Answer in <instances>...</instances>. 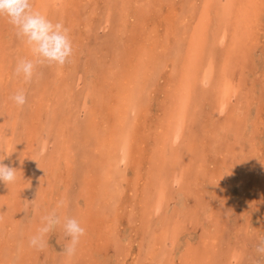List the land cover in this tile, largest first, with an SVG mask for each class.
I'll use <instances>...</instances> for the list:
<instances>
[{"label":"rangeland","instance_id":"374dc122","mask_svg":"<svg viewBox=\"0 0 264 264\" xmlns=\"http://www.w3.org/2000/svg\"><path fill=\"white\" fill-rule=\"evenodd\" d=\"M145 1L149 2L147 7L150 9L141 13V16L136 15L137 18L131 16L129 21H125L128 12H122L125 0H114V7L108 11L106 0L47 1L49 10H44V15L54 23L63 22L69 29L74 51L70 62L64 66H38L37 72L40 75L30 83L14 75L18 58H32L30 50L17 37L7 17L0 16V123L18 122V126L7 128L3 135L9 137L17 131L19 135L15 142H26L34 158L35 152L42 147L40 140L44 137V134H40V122L42 117L47 114L50 116L51 109L54 112L52 116L56 112L68 116L67 125L59 121L60 115L55 124L59 125L57 131L60 136L63 135L61 139H65L68 147H71V150L59 154L61 147L53 148L55 144H51L45 153L40 154L39 159L45 160L46 164L45 168L41 167L38 185L44 188L45 196H41V193L32 198L25 195L16 202L8 201V204L2 205L14 217L11 221L1 214L5 216L6 224H0V264H13V257L20 253L29 257L20 264L64 262L66 257L62 251L67 238L63 237L60 229L49 234L48 246L44 250L30 247L26 240L40 227L41 217L56 205L57 200H61L60 195L66 194V189L57 187L59 182V185H71L74 194L69 197L70 205L66 202L69 208L67 216L78 220L81 218L79 221L86 229L77 248L78 257L83 256L84 260L76 261L75 264H135L134 257L124 263L121 261L123 256L120 247L110 236L116 231L122 239L131 235L133 250H141L140 240L146 241L145 237L150 235L143 226L140 209H130L137 203L135 194L140 199H147L143 191L147 192L145 194L152 192L153 184L163 169L168 168L169 174L172 172V165H164L161 160L154 163V153L160 152L156 145L161 129L165 133L169 130L166 122L161 121L162 111L166 108L168 118H172L171 114L174 115L177 110L174 106L170 109L161 104L165 96L164 84L171 80L177 86L174 81L178 73L169 66L170 62L166 58L163 37L165 23L169 19L165 17L169 14L171 18L173 7L184 10L180 0ZM196 1L197 8L202 10L205 0ZM228 1L214 0L210 4L207 24L216 27L217 21H221V16L228 12L224 11ZM233 1L232 12L235 16V9L241 11L244 3L249 5L253 0ZM254 6L257 13L256 16L252 13V21L244 27L246 31L243 33L245 41L242 50L234 55L224 48L225 44L218 46L217 40L210 42V45L207 43L218 71L217 81L221 78L219 83L223 84L227 79L226 83L232 88L229 92L228 113L219 111L220 99H214L216 87H211L210 91L202 89L206 85L199 79L195 92L191 94L186 121L187 132L191 134L193 129L195 134L193 138L189 136L191 140L184 138L179 145L174 141L169 142L181 156L179 167L176 165V168L184 172V180L176 188L177 191L169 186L170 191L165 193L169 203L166 216L170 217L171 225L180 228L179 242L177 245L169 242V251L174 250L178 258L185 251L187 243L190 250L196 248L202 251L201 257L194 258L190 264H253L256 258L255 246L264 237V0H257ZM129 12L134 13L133 7ZM96 13H99L98 16ZM104 14L111 18L106 28L102 26L105 21H99ZM90 22L94 25L88 31ZM194 29L192 24V36ZM152 39L156 43L151 44L154 49L149 52L147 65L144 66L135 56L142 46L135 44L149 45ZM205 53L203 57L210 58ZM153 70L159 73L156 78H153ZM146 82L150 86L148 91L151 97L143 96L140 99L142 107L137 115L139 123L132 135V160L127 165L121 164L124 174L122 183L125 186L119 189L120 196H116V204L108 208L115 212L99 213L101 203L96 202L97 196L92 189L102 179V160L112 141L110 134L114 127L111 126L115 120L113 114L116 115L117 104L123 99L120 87L123 83L127 84L126 96L129 98L133 93L139 95V86ZM21 89L25 90L27 102L19 107L12 96ZM86 98L94 108L89 116L91 133L85 136L77 133L73 136L69 127L74 122L71 117L77 111L71 105L77 100L85 102ZM105 100L106 105H102ZM65 102L69 105H65ZM42 110L44 116L40 117ZM84 122L82 120L80 123L81 129ZM159 124L163 126L159 127ZM195 146L199 151L193 153L191 149H195ZM67 155L69 158L66 159ZM173 158L170 157L176 161V156ZM241 171L247 179L243 178ZM15 187L18 189L19 186ZM53 189L58 191L54 193L57 196H52ZM180 192L186 193L183 201L182 196H178ZM98 195L101 196L100 190ZM87 198L91 200L88 206L85 201ZM117 215L120 216L118 220L115 217ZM116 220L117 225H108ZM157 221H160L158 217ZM17 223L20 225V233L14 237L12 225ZM204 235L209 236V239H203ZM206 241L208 243L204 245ZM5 249L8 250L7 255H10L6 260L1 254ZM207 249L217 252L215 259ZM155 256L150 254L148 258L155 259Z\"/></svg>","mask_w":264,"mask_h":264},{"label":"bare ground","instance_id":"6f19581e","mask_svg":"<svg viewBox=\"0 0 264 264\" xmlns=\"http://www.w3.org/2000/svg\"><path fill=\"white\" fill-rule=\"evenodd\" d=\"M47 1H50V3L52 1L55 3L56 0H32L33 9L44 14V10L45 12L49 10V3H46ZM106 1L108 5L106 11H108V9L114 7L115 2L114 0ZM242 1L245 2V0ZM256 1L257 0L250 1L249 5H246V3H244V8H242L241 11H236L235 9L234 12H237V14L234 13L235 16H233L232 11L234 1L229 0L226 3L227 9H224V11L228 12H225L224 16H221V21H217L216 27H211L209 24H207V20L209 18L210 4H212L214 0H205V6L202 10H200V8H197L196 0H180L184 10L181 11L178 10L177 7H173V9H171L170 11V13L172 14L170 15L171 18H169V14L165 17L166 20L169 19L168 22L165 23V35L163 37L164 45L166 48V58L171 63H168L169 66H171L172 69L176 73H178L176 74L177 80L174 81L177 86H175L171 80H167L164 84V86H166L164 91L165 96L163 97L161 104H164L170 109L174 106L177 110L176 113L174 112V115L171 114L172 118H168V113L165 110L166 108L162 111L161 121L166 122L167 126L169 127V130H167L168 132L166 131L165 133V131L161 129L159 137H157L158 144L156 146H158L160 152L154 153V163L157 164V161L161 160L162 164L164 163V165H172V172L171 174H169L170 170L168 168L163 169V173L159 174L158 179L153 184L154 186L152 187V192L145 194L147 192L143 191L144 197H147V199H140L139 195L135 194V196L137 197V203H134V206L130 208L132 210L139 208L142 212V221H144L143 226L145 228V231L150 235L146 236L145 239L149 242L140 240L139 249L141 250L135 251L133 250L134 247L130 241L131 235L129 236V238L127 236L122 239L121 236L117 235L118 231L111 234L110 237L120 247L119 251H121L120 254L123 256V258L121 259L123 263L127 261L128 258L132 259L134 257L133 259L135 261V264H140L141 262H143V264H155V261H158L159 259L160 260L158 261V264H190V262H193L194 258L201 257L200 253L202 251L196 248L190 250L189 243L185 244L186 249L184 252L182 251L178 258L176 257L174 250L173 252L169 251V242H174V245H177V243L179 242L178 234H180V228L178 225H171L169 221L170 217L166 216L169 208V203L167 202L166 194L170 191V189H168L169 186H172L171 188L177 191L176 188L178 186H181L184 180L183 170L180 168H176V165H178L179 167L178 162H180L181 156L173 147H171L169 142L174 141L175 144L179 145L184 138L191 140V138H193V134H195L193 129H191L190 127L189 128L192 130L191 134L187 132L186 121L189 112V102L192 99L191 94L195 92L197 81L199 79L203 80L204 84L206 85V87H202V89L205 88L206 90L210 91L211 87H216L214 99H220L219 111L222 113H228L230 105L229 97H231L229 92L232 90V88L229 84L226 83V81H228L227 79L224 80L223 84L219 83L221 78L217 81L218 77L216 78V73L218 71L215 63H213L212 61V54L209 53L210 50L207 49V43H209L210 45V42L217 40L218 46H221L220 44H225L224 48H227L226 50L228 52L234 53V55L238 51L242 50L243 42L245 41L243 33H245L246 31L244 27L249 26V21H252L251 17L253 12L254 16H256L257 12L254 6ZM148 3L149 2H146L145 0H125V6H123L122 8L123 13L128 12L125 16V21H129V18L131 16L137 18L136 15L141 16V13H144L145 11L149 10L150 7H147ZM132 7L134 9L133 14L129 12L132 10ZM136 11L138 13H136ZM96 14L98 16L99 13ZM102 20L105 21V23H102V26L106 28L107 23L111 20V18L108 14H104L102 18L99 19V21ZM192 24L195 27L194 32L191 31L192 33H194V36H192V34L190 33V27ZM92 25H94V23L90 22L88 24V31H91ZM154 43H156L155 39H152L151 43L148 42L150 46L146 43L135 44V46L139 44L143 48V50L142 48H140V51L136 52L135 56H138V60L144 66L147 65L146 61L148 56H150L149 52L154 49V46H151V44L153 45ZM206 50L207 52L205 53ZM203 53L209 54L210 58L207 57L208 59H205L203 57ZM167 60L165 59V61ZM153 72V78H156L159 73L155 72L154 70ZM139 75H141V73ZM150 75H152V73H150ZM137 82L139 83V79ZM147 83L148 82L139 86V90L141 89L139 91V95L133 93V95L129 96V98H127L126 96V93L128 91L127 84L123 83L120 87L123 99H121L119 102L120 106L119 104H117L118 111L115 110L116 115L113 114L115 120L113 121V124L111 126L114 125V127L113 131L110 134V138L112 141L106 149V157L104 158V160H102V179L101 182L95 183L96 188L94 187V189H92V192H95L97 196L96 202H98L99 204L101 203L99 206V213H102V211L108 212V214L115 212L108 208L116 204V196H120L119 189L121 190L123 186H125V184L122 183L124 174L121 169V164L123 163L127 165L129 161L132 160V155L134 153V149L132 148V142H134V139H132V135L136 131V129H134L135 126H137L139 123L137 115L139 114L138 111L142 107V104H140V99L143 98V96L144 98L151 97L148 91L150 86L147 85ZM140 92L142 93L140 94ZM65 105L69 104L65 102ZM102 105H106V100L102 102ZM71 106H74V110H76L77 113L72 115L71 117L74 122L69 127L70 132L73 134V136H75V134L77 133H81L82 136H85L86 134L89 135L91 133L89 116L94 112V108L91 106V104H88L87 98L85 99V102H80L79 100H77ZM49 111L51 113L50 116L49 114L44 116L43 110L39 115L40 117L44 116L42 117V121L39 125L42 130L40 134H44V137L42 140H40L42 147L40 150L35 152L34 158L32 157L30 149H28V145L26 142H23V140L20 144L15 142L17 141V135H19L17 131L10 134L9 137H5L3 135V133L7 132V128L9 129L18 126V122L9 121L4 125L3 123H0V163H3L9 167L18 170V178L12 186L9 185L6 187V184L4 182H0V224L2 225L6 224L5 216L11 221H13L14 217L12 214L10 215L9 212L5 211V207L3 208L2 206L4 203H7L8 201L16 202L17 199L24 198L23 196L25 195L26 197L28 196L32 198L33 196L39 195V193H41V196H45V191H43L44 188L41 187V185H38L40 183L39 178L41 179V167L45 168L46 164L45 160L39 159L40 154L42 155V153H45L47 149H49V145L52 146L51 144H55L53 148H56V146L61 147L59 154L71 150V147H68L67 145V141L65 139H61V136L63 135L61 134L60 136V134H58L57 129L59 128V125L55 124V120L57 121L59 117V121L61 120L62 123H64V126L67 125L69 119L67 118L68 116H66V114L56 112L54 117L52 116V114L54 113L53 110L49 109ZM82 120H85V122L81 129L80 123L82 122ZM162 126V124H159V127ZM68 130L66 132L67 134ZM32 132L35 133L34 131ZM165 146L167 149H164ZM196 151H199V148L197 146H195V149L194 147L193 149H191V152L193 153H195ZM170 154L173 155V157L176 156V161L172 160L174 158ZM170 157L172 159H170ZM67 158H69L68 155L66 156V159ZM174 162L176 164H174ZM191 165L193 166V163ZM174 168L176 169L174 170ZM242 172L243 171H241L240 173L241 175L243 174V178L247 179L245 173ZM59 184L60 182L58 183L57 187L61 186L62 188L66 189V191H64L66 194H63L64 196L60 195L61 198L59 199H65L67 204L70 205L69 197L74 195L71 192V185L67 183H63V185ZM16 185L19 186L18 189L15 187ZM99 190L101 192V196L98 195ZM55 191L57 190L51 192L52 196H57L56 194H54L56 193ZM175 194L176 193H173V195ZM184 194L186 193L180 192L178 194V196H182V201L185 198L183 197L185 196ZM85 201L87 206L91 203V200L88 198ZM56 202H58V200ZM68 205L61 210L63 215L67 216L69 210ZM180 205H182V203ZM1 214H4L5 216H1ZM164 215L166 216V218ZM115 217L117 220L120 218V216L118 215ZM157 217L160 221H157ZM117 220L115 222L108 223V225L112 226L114 223L117 222ZM22 223L23 222H21L20 224ZM117 224L118 223H116L115 225ZM12 226L14 227L12 229L13 232L15 231V235H13L15 237L16 235H18V233H20V225L17 223ZM115 234L116 237L114 236ZM203 239H209V236L204 235ZM26 240L28 241V239ZM24 243L27 244L25 241ZM207 243L208 242L206 241L204 245H207ZM207 250L210 253L211 257L215 259L217 252H212L209 249ZM7 251L8 250L6 249L2 250L1 253L5 257V260L10 256L7 255ZM157 252L159 253V256H157ZM150 254H152V256H155L156 258H150L149 260L148 256ZM78 256L79 255L77 251L75 256H73L70 260L68 258H65L64 262H62L61 264H75L76 261L84 260L82 259L83 256ZM27 258L29 257H25L23 256V254L21 255L20 253L19 255L13 257V264H20L21 262L23 263Z\"/></svg>","mask_w":264,"mask_h":264},{"label":"clouds","instance_id":"9594fccd","mask_svg":"<svg viewBox=\"0 0 264 264\" xmlns=\"http://www.w3.org/2000/svg\"><path fill=\"white\" fill-rule=\"evenodd\" d=\"M0 16L7 17L17 37L30 50L32 58H18L14 69V75L22 77L25 83L39 77L38 66H64L70 62L74 49L69 29L63 22L54 23L46 15L35 11L32 0H0ZM12 100L17 106H24L27 102L25 90L17 91ZM17 171L0 163V182L7 186L15 183ZM66 206V201L61 199L41 217L40 227L29 237L30 247L44 250L48 246L49 234L60 229L63 237L67 238L62 254L69 260L75 256L86 229L77 218L62 214L61 210ZM254 251L256 258L253 264H264V237L259 239Z\"/></svg>","mask_w":264,"mask_h":264}]
</instances>
